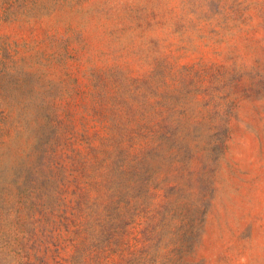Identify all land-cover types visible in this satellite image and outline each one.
Here are the masks:
<instances>
[{"label":"rangeland","instance_id":"1","mask_svg":"<svg viewBox=\"0 0 264 264\" xmlns=\"http://www.w3.org/2000/svg\"><path fill=\"white\" fill-rule=\"evenodd\" d=\"M0 264H264V0H0Z\"/></svg>","mask_w":264,"mask_h":264},{"label":"trees","instance_id":"2","mask_svg":"<svg viewBox=\"0 0 264 264\" xmlns=\"http://www.w3.org/2000/svg\"><path fill=\"white\" fill-rule=\"evenodd\" d=\"M156 228H157V227H156V226H154V227H153V231H154Z\"/></svg>","mask_w":264,"mask_h":264}]
</instances>
